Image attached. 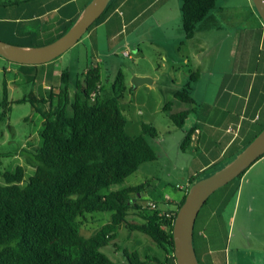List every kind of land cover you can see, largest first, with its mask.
<instances>
[{"label": "trees", "instance_id": "obj_1", "mask_svg": "<svg viewBox=\"0 0 264 264\" xmlns=\"http://www.w3.org/2000/svg\"><path fill=\"white\" fill-rule=\"evenodd\" d=\"M33 1L0 0V7L25 14L26 10L32 9L29 7ZM89 1L86 0L84 6ZM115 4L116 0H110L88 31ZM215 7L216 0H182V27L186 39L194 37L200 24L209 18ZM79 14L56 30H50V26L42 28L39 24L41 20H16L7 15L0 18V30L7 29L10 33H0V38L9 41L4 36H10L13 39L11 42L40 45L39 39L47 33H53L52 40L61 36ZM68 76V68L63 69L61 83L55 88L50 87L48 98L43 99L50 104L46 111H42L41 142L34 146L35 150L27 159L34 168L33 173L26 179V165L3 172L4 181L0 182V264H150L151 261L178 264L174 255V218L190 184L205 175H201V172L192 175L185 189L179 186L184 193L174 201L164 199L166 204L174 205L165 210L156 202H153L155 205L142 204L137 197L142 194L139 185L111 189L114 184L124 182L141 163L158 157L157 150L147 137V134L158 136V129L145 123L142 133L133 135L127 131L126 119L119 104L120 97L127 89L122 69L111 82L113 94L106 90L99 63L88 66L71 87ZM198 77L199 73L193 72L182 87L174 90L175 100L165 105L176 126L185 125L192 108L181 105L173 111L174 101L195 103L193 89ZM23 100L26 98L19 101ZM31 101L41 111V107L35 104L41 98L32 94ZM263 127L264 123L255 136ZM194 131L195 127L185 130L181 145L183 149L190 145ZM234 155L231 153L225 157L221 165ZM246 170L222 186L223 208L230 195L237 193ZM231 183L235 185L229 186ZM106 189L111 190L106 192ZM211 196L201 208L194 229V246L201 264H221L210 250L205 249L204 252L202 249L207 239L197 226ZM97 211H111V218L100 230L87 236L81 232V226L84 220L90 218L89 213ZM132 211H137L141 219H129ZM122 224H126L130 230L149 235L164 250V258L156 254L143 257L138 250L127 246L122 252L125 261L110 257L103 248L116 239Z\"/></svg>", "mask_w": 264, "mask_h": 264}, {"label": "rangeland", "instance_id": "obj_2", "mask_svg": "<svg viewBox=\"0 0 264 264\" xmlns=\"http://www.w3.org/2000/svg\"><path fill=\"white\" fill-rule=\"evenodd\" d=\"M243 1L217 0V3L239 5ZM168 32L172 35L178 33L177 21L173 22ZM213 32L212 29L196 32L193 38L185 39V44L176 43L170 39H160L158 43L147 40L142 43L144 52H135L134 47H130L128 50L131 55H129V52L124 50V38L111 42L105 25L100 24L95 38L87 37L88 33L85 34L75 45L48 62L21 63L0 55V182L4 181V171L14 170L18 165H26V179L33 173L34 168L29 165L27 159L35 150L34 146L41 142L39 131L42 127V111H46L50 104L43 99L48 98L50 87L55 88L61 83V71L68 68V83L71 87L78 78H81L88 66L99 63L102 67V81L106 85L107 92L111 94H113L112 80L120 69L125 73L127 89L120 97L119 104L126 119L127 131L133 135L142 133L145 123L152 124L158 129V136L152 137L147 134L158 152V157L141 163L124 182L114 184L111 189L139 185L142 194L136 196L142 204L152 205L156 202L164 210L170 206L173 207L174 205L169 202L166 204L164 199L174 201L182 196L184 191L180 190L179 186L185 184L190 170L196 164L195 151L189 146L186 149L181 147L184 132L195 119V114L191 111L185 125L179 127L173 123L165 105L168 101L175 100L173 91L182 87L193 72H198L200 76L196 97L199 98L202 94L208 100L215 97L217 77L225 68L223 57L229 54L230 40L234 31L228 29L223 31V36L226 38L223 46L216 45V40L212 37ZM136 33L137 31L133 33V36ZM53 36L52 32L47 33L39 39V43L52 41ZM4 37L13 41L10 36ZM93 39H96L95 46H93ZM185 55L189 58L188 61ZM139 71L146 72L155 81L134 84V74ZM5 87H7L6 92ZM72 92L73 89L70 90V93ZM32 94L41 98L40 102L35 101V104L41 107V111L33 105ZM23 98L26 100L19 101ZM181 105L195 108L194 103L174 101L173 111ZM71 113L72 110L69 107V114ZM221 164L222 162H219L201 175L213 173L224 165ZM260 166L264 168V163ZM249 177H252L254 182V174ZM233 185L235 183L229 186ZM223 188L218 189L209 202L215 200ZM111 189L105 191L109 192ZM235 199L236 193L233 192L227 200L224 211L226 226L233 212ZM136 212L132 211L129 219L140 220L141 217ZM242 213L241 208L233 228L235 234L240 231L239 218ZM111 214V211L89 213L90 218L84 220L81 232L89 236L100 230L102 225L109 221ZM91 216L95 217L91 218ZM126 246L138 250L143 257L146 254H156L163 259L165 255L164 250L149 235L139 230H130L126 224L118 228L116 239L103 250L113 259L125 261L122 252ZM150 264L162 263L151 261Z\"/></svg>", "mask_w": 264, "mask_h": 264}, {"label": "crops", "instance_id": "obj_3", "mask_svg": "<svg viewBox=\"0 0 264 264\" xmlns=\"http://www.w3.org/2000/svg\"><path fill=\"white\" fill-rule=\"evenodd\" d=\"M85 2L35 0L29 7L32 9L26 10L25 14L0 7V18L8 15L16 20H41L42 28L50 26V30H56L81 12ZM181 3L182 0H116L113 9L86 33L87 37L95 38L99 25L103 24L111 42L123 36L126 52L130 47H134L135 52H144L142 43L147 40L158 43L160 39H170L185 44ZM175 21L178 33L172 35L168 31ZM200 25L197 32L214 31L212 37L217 46L226 43L225 29L234 31V35L228 39L231 47L229 54L223 57L225 68L217 77L215 97L208 100L202 94L197 98L200 76L194 83V104L198 109L191 107L195 119L189 128L195 127V131L189 148L196 153V164L185 184H181L184 189L192 175L204 173L231 153H238L264 123V21L253 0H244L239 5H220L216 0L215 9ZM135 31L137 33L133 36ZM0 33L10 31L1 29ZM95 43L96 39H93V46ZM128 54L131 55L130 52ZM185 59L189 60L186 55ZM137 74L147 75L144 71ZM230 126L234 132L228 130ZM263 163L264 155L242 176L227 226L222 193L200 214L197 226L207 239L206 243H201L202 249L204 252L205 249L210 250L218 263L264 264V168L260 166ZM251 174L255 176L254 182L249 177ZM241 208L240 231L235 234L233 228Z\"/></svg>", "mask_w": 264, "mask_h": 264}, {"label": "water", "instance_id": "obj_4", "mask_svg": "<svg viewBox=\"0 0 264 264\" xmlns=\"http://www.w3.org/2000/svg\"><path fill=\"white\" fill-rule=\"evenodd\" d=\"M109 2L110 0H90L66 32L44 44L25 45L0 38V55L21 63L40 64L51 61L83 37ZM253 2L264 21V0ZM152 81L153 78L148 75L134 74L133 77L134 84ZM263 154L264 127L230 161L190 184L173 223L174 255L178 264H201L194 246V229L201 208L217 189L248 169Z\"/></svg>", "mask_w": 264, "mask_h": 264}, {"label": "built area", "instance_id": "obj_5", "mask_svg": "<svg viewBox=\"0 0 264 264\" xmlns=\"http://www.w3.org/2000/svg\"><path fill=\"white\" fill-rule=\"evenodd\" d=\"M228 130L234 132V128H233L232 126H230V127L228 128ZM152 205H155V203H153Z\"/></svg>", "mask_w": 264, "mask_h": 264}]
</instances>
